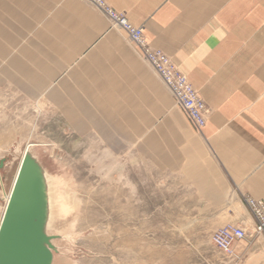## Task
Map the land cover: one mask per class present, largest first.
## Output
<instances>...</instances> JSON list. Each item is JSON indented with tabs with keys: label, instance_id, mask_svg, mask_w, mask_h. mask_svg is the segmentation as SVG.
<instances>
[{
	"label": "crops",
	"instance_id": "obj_1",
	"mask_svg": "<svg viewBox=\"0 0 264 264\" xmlns=\"http://www.w3.org/2000/svg\"><path fill=\"white\" fill-rule=\"evenodd\" d=\"M105 2L198 92L208 110L200 131L126 34L84 0H0V95L47 106L112 150L134 148L191 195L192 219L250 234L243 198L264 203V0Z\"/></svg>",
	"mask_w": 264,
	"mask_h": 264
},
{
	"label": "rangeland",
	"instance_id": "obj_2",
	"mask_svg": "<svg viewBox=\"0 0 264 264\" xmlns=\"http://www.w3.org/2000/svg\"><path fill=\"white\" fill-rule=\"evenodd\" d=\"M28 146L43 169L52 264H264L263 241L220 254L211 244L217 223L192 219L191 195L170 186L134 148L112 150L94 134L65 126L51 108L4 95L0 219Z\"/></svg>",
	"mask_w": 264,
	"mask_h": 264
},
{
	"label": "water",
	"instance_id": "obj_3",
	"mask_svg": "<svg viewBox=\"0 0 264 264\" xmlns=\"http://www.w3.org/2000/svg\"><path fill=\"white\" fill-rule=\"evenodd\" d=\"M26 147L0 221V264H52L43 169Z\"/></svg>",
	"mask_w": 264,
	"mask_h": 264
},
{
	"label": "built area",
	"instance_id": "obj_4",
	"mask_svg": "<svg viewBox=\"0 0 264 264\" xmlns=\"http://www.w3.org/2000/svg\"><path fill=\"white\" fill-rule=\"evenodd\" d=\"M84 1L99 10L111 26L121 29L130 41L135 42L141 50L143 60L151 67L175 104L185 113L195 129L200 131L205 126L208 110L198 92L171 59L161 51L149 48L143 37V29L132 26L123 14L112 10L105 0ZM243 204L253 219L250 234L244 226L228 223L211 235L212 246L225 257L233 256L235 249L248 238L264 236V203L243 198Z\"/></svg>",
	"mask_w": 264,
	"mask_h": 264
},
{
	"label": "bare ground",
	"instance_id": "obj_5",
	"mask_svg": "<svg viewBox=\"0 0 264 264\" xmlns=\"http://www.w3.org/2000/svg\"><path fill=\"white\" fill-rule=\"evenodd\" d=\"M115 28V27H114ZM119 30H121V29H119ZM130 41V40H129ZM133 45H135L138 49H139V51L141 52V50H140V48L135 44V42H132V41H130ZM25 153V152H24ZM23 156H24V154H23ZM22 156V157H23ZM16 176V175H15ZM14 179H15V177H14ZM14 181V180H13ZM10 193V192H9ZM8 198H9V195L7 196V200H6V203H7V201H8ZM6 206V205H5ZM49 206V205H48ZM5 209V208H4ZM3 212H4V210H3ZM3 215V214H2ZM1 219H2V216H1ZM1 219H0V221H1Z\"/></svg>",
	"mask_w": 264,
	"mask_h": 264
}]
</instances>
